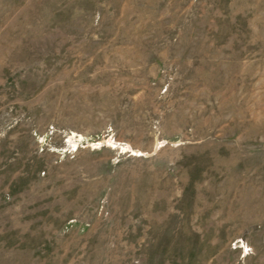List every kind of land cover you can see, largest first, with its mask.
<instances>
[{
  "label": "rangeland",
  "instance_id": "374dc122",
  "mask_svg": "<svg viewBox=\"0 0 264 264\" xmlns=\"http://www.w3.org/2000/svg\"><path fill=\"white\" fill-rule=\"evenodd\" d=\"M0 264H264V0H0Z\"/></svg>",
  "mask_w": 264,
  "mask_h": 264
}]
</instances>
